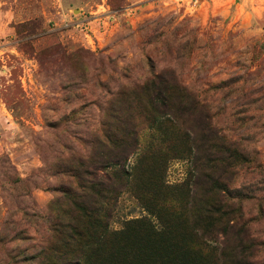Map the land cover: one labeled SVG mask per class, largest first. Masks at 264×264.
Here are the masks:
<instances>
[{"label":"rangeland","instance_id":"374dc122","mask_svg":"<svg viewBox=\"0 0 264 264\" xmlns=\"http://www.w3.org/2000/svg\"><path fill=\"white\" fill-rule=\"evenodd\" d=\"M158 75L205 104L253 160L226 172L244 217L226 239L216 231L217 244L243 243L242 264H264V0H0V264H36L55 202L97 159L106 111L125 118L131 104L144 121L142 89ZM248 103L249 130L233 116ZM193 118L180 127L197 129ZM151 134L140 131L141 151ZM210 157L171 160L166 183L214 203ZM118 206L113 229L145 214L127 192Z\"/></svg>","mask_w":264,"mask_h":264},{"label":"trees","instance_id":"16d2710c","mask_svg":"<svg viewBox=\"0 0 264 264\" xmlns=\"http://www.w3.org/2000/svg\"><path fill=\"white\" fill-rule=\"evenodd\" d=\"M157 80L158 84L142 89L150 108L144 121L130 116L135 108L131 104L125 118H119L115 105L106 111L105 141L97 159L91 157L88 166L84 162L83 175H75L77 188L63 189L64 198L55 202L54 215L47 220L52 236L38 248L36 264H242L243 243L231 251L226 242L217 244L216 231L226 239L231 234L229 221L243 220L242 207L230 199L245 195L229 189L226 174L253 160L212 125L205 104L197 97L181 87L172 89L166 77L158 75ZM131 94L139 96L133 90ZM250 105L233 114L243 116L237 122L248 126L247 130L252 120ZM186 116L189 120L199 117L197 129L180 127ZM144 129L152 134L141 151L139 135ZM139 148L134 165L127 169L129 157ZM203 152L211 156L208 162L214 175L209 178L218 198L198 204L191 200L188 185L172 187L166 183V174L171 160L197 158ZM124 192L135 197L145 214L123 219L122 227L113 229L111 221Z\"/></svg>","mask_w":264,"mask_h":264}]
</instances>
